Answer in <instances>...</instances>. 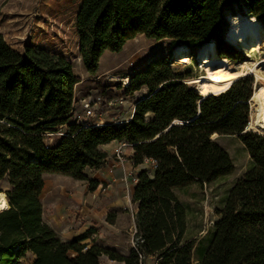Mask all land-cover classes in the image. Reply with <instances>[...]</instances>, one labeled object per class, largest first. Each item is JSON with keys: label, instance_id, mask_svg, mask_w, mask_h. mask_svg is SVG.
I'll use <instances>...</instances> for the list:
<instances>
[{"label": "trees", "instance_id": "16d2710c", "mask_svg": "<svg viewBox=\"0 0 264 264\" xmlns=\"http://www.w3.org/2000/svg\"><path fill=\"white\" fill-rule=\"evenodd\" d=\"M79 4L74 18L78 53L95 76L105 52L120 53L140 35L156 41L182 42L191 50L212 44L220 58L243 62L225 40V13L245 5L264 26V0H41L23 54L0 35V183L8 179L9 208L0 213V264H100L106 256L124 264H194L195 240H187V212L175 195L193 185L212 184L234 172L229 154L214 136H236L252 166L227 197L209 248L198 264H264V136L250 129L251 78L227 92L202 99L184 82L167 58H157L135 73L124 95L148 90L125 124L88 126L73 121L76 85L73 63L53 51L43 36L64 24L60 14ZM62 30V29H60ZM62 34V32H61ZM109 102L116 94L99 89ZM105 105V104H104ZM182 125H173L175 122ZM63 136L47 142L48 135ZM114 141L133 146L134 165H158L151 177L143 170L132 195L137 232L127 256L87 237L62 242L44 222L41 195L45 175L99 183L85 170L98 169ZM113 222L112 220H109ZM70 253L76 254L71 257Z\"/></svg>", "mask_w": 264, "mask_h": 264}, {"label": "rangeland", "instance_id": "374dc122", "mask_svg": "<svg viewBox=\"0 0 264 264\" xmlns=\"http://www.w3.org/2000/svg\"><path fill=\"white\" fill-rule=\"evenodd\" d=\"M41 0H0V35L4 40L16 51L23 54V48L26 41L32 34L33 20L38 11V7ZM79 4H75L68 8L66 11L60 14L58 21H62L64 24L58 30L45 31L43 36L49 41H47L46 46L51 48L53 51L64 54L68 59H70L74 66V73L77 77H81V63L79 61L78 45L76 32L74 30V18ZM227 22V31L225 34V40L230 28L232 26L231 18L236 16H243L247 20H251L252 16L245 5H237L233 9L227 10L225 13ZM260 22V21H259ZM264 28L262 22H260ZM62 32V34H61ZM227 41V40H226ZM230 44V43H229ZM183 48V50H179ZM203 46L198 50H191L182 42L172 41L169 39H164L156 41L153 39H147L145 36L140 35L134 40L129 41L124 47L123 51L120 53L107 52L100 62L99 73L95 76L87 77V79L80 86L77 87V98L83 99L85 97H92L93 99L100 96V88H109L111 92L116 94V98L120 97L125 93L126 88L125 81L137 73L142 68H145L151 61L157 58H167L172 66V68L182 76H188L184 81L189 87L197 90V83L194 81L206 74L200 68L201 63L197 59L199 52L202 50ZM236 48V47H235ZM236 50H238L236 48ZM184 51V52H183ZM240 51V50H238ZM241 52V51H240ZM241 54L244 56L243 62L228 60L233 69H238L241 64L252 65L256 64L258 69L264 74V49L260 55L248 57L243 52ZM185 55L192 59L190 65H180L177 63L180 56ZM212 58L220 61L225 58H220L217 50L213 46ZM83 68V67H82ZM84 72L85 69L83 68ZM246 78H251L253 81V92L260 87L257 83L255 77L249 76ZM243 78V79H246ZM144 92L139 91L129 96H125L126 103L121 110L122 119H126L130 116V111H132L134 101H138L144 96L148 95V90L144 88ZM141 95H143L141 97ZM130 112V113H129ZM255 109L252 104L250 106V122L253 128H256V114ZM109 117L117 116L119 114L113 113ZM126 114L129 116H126ZM81 117L83 115H80ZM105 118V117H104ZM106 119V118H105ZM254 119V120H253ZM254 122V124H253ZM258 130V129H257ZM251 130L261 136L264 134L261 131ZM261 132V133H260ZM58 137L54 135H48L47 142L50 144L53 140ZM214 140L229 154L233 166L234 172L224 177L212 184L204 185H193L182 190H176L175 195L178 200L184 205L187 212V240H195L194 250H193V263L198 264L200 256L204 253L210 246L214 233L215 224L219 221L220 217L217 212L224 207L227 200L229 192L235 185V183L241 179L244 174L251 168L252 161L247 153L246 148L241 143V141L236 136H214ZM114 153V151H113ZM126 161L123 165H118L116 168H123L124 165L128 163V157L126 154ZM113 161V157H112ZM109 165V172L106 171L105 175H110L112 179L114 177V170L111 172L112 165ZM105 168V167H104ZM106 170V168H105ZM150 175H152V170L150 169ZM90 177L102 174L98 172L97 169H92L88 171ZM136 174L133 170L131 172ZM53 180V182H65L66 179L63 176H52L48 177ZM72 182L73 179H71ZM125 185L124 190L121 192L119 197L122 198L124 203V209L131 216L135 214V205L132 203V181L121 180ZM82 186V183H79ZM113 184V180L110 185ZM10 190V185L8 179L6 178L0 183V194L5 195L6 192ZM112 188L105 184L98 188V190L92 193L95 197V202L102 204V201L110 202L108 197L113 194L111 192ZM109 195V196H108ZM93 198V197H92ZM89 192H85L83 201L80 202V209H85L90 216H93L95 220L101 222V217L99 215H93L92 211H101L99 207H96L95 203L91 204ZM84 206V207H83ZM74 212V211H73ZM1 213V212H0ZM96 213V212H95ZM99 216V217H98ZM129 234H125L124 239H129ZM132 238V245H133ZM126 242V240H125ZM73 253H70V256ZM34 257L28 254L26 259L23 260V264H31ZM147 264H153V260L147 261Z\"/></svg>", "mask_w": 264, "mask_h": 264}, {"label": "crops", "instance_id": "0c3cea01", "mask_svg": "<svg viewBox=\"0 0 264 264\" xmlns=\"http://www.w3.org/2000/svg\"><path fill=\"white\" fill-rule=\"evenodd\" d=\"M107 52L104 53L101 59L105 56ZM81 63V77H78L80 82L76 85L77 87L80 86L87 77H90L86 70H83V64L81 58H79ZM101 62V60H100ZM83 67V68H82ZM100 68V67H99ZM99 73V70H98ZM97 73V74H98ZM96 74V75H97ZM144 92L145 90H141ZM143 95H141L142 97ZM143 98V97H142ZM75 112L73 121H78L83 118L80 115L83 114L82 107H81V100L82 98H77V91L75 92ZM84 99V98H83ZM140 100V99H139ZM137 101H134L133 104H136ZM131 112V113H130ZM129 114V121L132 119L133 108ZM108 118L107 115H102V119ZM98 119L86 120L83 121H90L93 124L98 122ZM66 131L63 130L59 134H50L54 136H63ZM214 140V138H213ZM120 141H114L110 144L103 145L100 147L102 152L107 154L106 163L98 168V172L102 171V174H98L90 177L88 171H92V169L87 168L85 170V175L91 179L95 180L99 183L97 189L94 191L96 192L98 188L102 187L105 184L109 185V188H112V196L108 197L110 202H106L105 200L102 201V204L95 202V196L92 194L94 192H90L88 190V183L84 181L75 180L71 177H65L68 180L65 182H53L51 178L52 176H60V175H45L44 182L45 187L41 195V202L43 206V220L44 222L58 235L62 242L71 243L77 238L87 237L86 240L82 241L81 244L93 246L97 245L105 249H110L113 251L118 252L121 255L127 256L132 248L134 247V239L132 245V238H135V234L137 232L136 223H135V214L137 213L138 207L135 205V214L130 215L124 209V203L121 197V192L124 190L125 185L121 180H124L127 173L133 170L136 175L138 176L143 170L149 171L152 168V160H146L143 164L135 166L132 160L135 152L133 146H130L126 149V154L128 157V163L124 165L123 168H116L114 170V177L112 179L110 175H105V172H109V165L112 164V157L113 151L116 148ZM106 170H105V168ZM152 170V169H151ZM151 177L154 176V171L152 170ZM150 173V171H149ZM74 182H72V180ZM113 180V184L110 185V182ZM82 183V186L79 183ZM136 185H132V195L135 190ZM89 192L91 200V204L96 205V207L102 208L101 211L97 212L95 210L92 211L93 215H99L101 217V222H98L90 216L85 209H80L78 212L77 209L80 207V202L83 201L85 192ZM109 196V195H108ZM93 197V198H92ZM84 207V206H83ZM74 211V212H73ZM96 212V213H95ZM98 216V217H99ZM112 220L113 222H110ZM125 234H129V239H124ZM126 240V242H125ZM76 254H72L71 257H75ZM100 264H124L117 261H111L106 256H102L100 258Z\"/></svg>", "mask_w": 264, "mask_h": 264}, {"label": "bare ground", "instance_id": "6f19581e", "mask_svg": "<svg viewBox=\"0 0 264 264\" xmlns=\"http://www.w3.org/2000/svg\"><path fill=\"white\" fill-rule=\"evenodd\" d=\"M247 19L243 16L232 17L230 19L232 26L226 36V40L246 56L253 57L263 52L264 28L256 18ZM179 50L181 51L183 48ZM212 52L213 45L205 44L197 56V59L201 63L200 68L206 75L194 80L197 83L196 91L204 98L213 95L218 96L227 92L239 80L249 76L255 77L260 87L254 91L250 104L255 109L256 127L264 134V74L258 69L256 64H241L238 69H233L228 60L222 59L217 61L213 59ZM177 63L180 65H190L192 59L182 55ZM129 84L130 81L128 79L125 81V86L127 87ZM175 123L178 124V122ZM250 129L257 130L252 127L251 123ZM8 208L7 198L5 195L0 194V212H4Z\"/></svg>", "mask_w": 264, "mask_h": 264}, {"label": "built area", "instance_id": "2783aa9c", "mask_svg": "<svg viewBox=\"0 0 264 264\" xmlns=\"http://www.w3.org/2000/svg\"><path fill=\"white\" fill-rule=\"evenodd\" d=\"M81 107L83 111V118L78 120L77 122L80 124L88 125V126H104L106 124H114V125H121L129 122V118L122 119V113L121 110L125 106L126 98L124 97V94H122L117 99L111 100L109 102L103 100L100 96L93 99L92 97H85L81 100ZM105 104V105H104ZM136 104H133V112ZM251 106V104H250ZM117 113L119 114V117L112 116L109 117L111 113ZM74 114H76L74 109ZM102 115H107L108 118L102 119ZM98 119V122L92 123L90 121L84 122L83 120H92V119ZM132 145L128 144L125 141H120L116 148L114 149L113 153V161L114 164L112 165L111 172H113V169L116 168L118 165H123L126 161V149ZM158 165L155 161H152V170L155 171L157 169ZM124 180L132 181V184L136 185L139 182L138 176L133 173H127ZM134 215V214H133Z\"/></svg>", "mask_w": 264, "mask_h": 264}, {"label": "water", "instance_id": "95a60500", "mask_svg": "<svg viewBox=\"0 0 264 264\" xmlns=\"http://www.w3.org/2000/svg\"><path fill=\"white\" fill-rule=\"evenodd\" d=\"M202 99H204V97H202ZM178 122V121H177ZM178 124L182 125L183 123L178 122ZM173 125H177V123H174Z\"/></svg>", "mask_w": 264, "mask_h": 264}]
</instances>
